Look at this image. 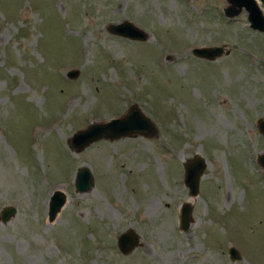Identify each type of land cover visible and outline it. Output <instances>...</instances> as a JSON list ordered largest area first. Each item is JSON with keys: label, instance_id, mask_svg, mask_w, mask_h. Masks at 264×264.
Here are the masks:
<instances>
[{"label": "rangeland", "instance_id": "1", "mask_svg": "<svg viewBox=\"0 0 264 264\" xmlns=\"http://www.w3.org/2000/svg\"><path fill=\"white\" fill-rule=\"evenodd\" d=\"M230 3L0 0V209L16 207L0 219V264H264V31L244 7L227 16ZM123 19L148 37L108 30ZM221 43L215 58L192 51ZM131 104L156 133L70 147L75 130ZM196 153L206 166L192 196L184 161ZM55 189L66 199L50 220ZM128 227L139 242L125 253Z\"/></svg>", "mask_w": 264, "mask_h": 264}, {"label": "water", "instance_id": "2", "mask_svg": "<svg viewBox=\"0 0 264 264\" xmlns=\"http://www.w3.org/2000/svg\"><path fill=\"white\" fill-rule=\"evenodd\" d=\"M264 3V0H260ZM230 4L224 10L227 16L237 14L241 8L248 12L250 25L260 31H264V14L258 3V0H230ZM109 31L121 36L144 40L148 33L132 20L123 19L118 22H110L107 25ZM196 55L207 58H215L223 53H228L229 49L224 44L198 45L192 48ZM78 73L77 69L69 70L68 76L74 77ZM257 127L264 135V116L257 119ZM141 133L144 135H153L156 133V127L152 119L146 115L136 104H131L128 109L120 116H114L100 122H91L83 128L75 130L68 139L72 149L78 151L91 142L101 138H117L122 135H135ZM258 162L264 166V149L257 157ZM206 160L200 153L194 154L184 161L183 180L188 187V192L192 196L198 193L199 180L203 175ZM94 182L93 175L88 166L78 167L74 176L75 187L79 191L89 189ZM65 194L62 190L55 189L48 201V218L52 220L60 207L65 202ZM193 204L189 200H184L179 208V226L182 229L187 228L193 221L192 215ZM16 211L14 205H5L0 209V219L8 220ZM139 242V237L132 227L121 231L118 235L117 245L123 252L130 251ZM229 254L232 258L240 257L239 250L231 245Z\"/></svg>", "mask_w": 264, "mask_h": 264}]
</instances>
